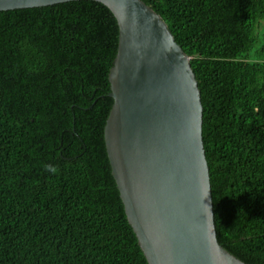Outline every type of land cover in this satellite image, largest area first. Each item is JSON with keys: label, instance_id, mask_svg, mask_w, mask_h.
<instances>
[{"label": "trees", "instance_id": "16d2710c", "mask_svg": "<svg viewBox=\"0 0 264 264\" xmlns=\"http://www.w3.org/2000/svg\"><path fill=\"white\" fill-rule=\"evenodd\" d=\"M142 1L197 80L216 238L264 264V0ZM117 43L95 0L0 10V264H148L104 141Z\"/></svg>", "mask_w": 264, "mask_h": 264}, {"label": "water", "instance_id": "95a60500", "mask_svg": "<svg viewBox=\"0 0 264 264\" xmlns=\"http://www.w3.org/2000/svg\"><path fill=\"white\" fill-rule=\"evenodd\" d=\"M70 0H0V10ZM118 25L104 126L111 174L148 264H248L216 238L189 57L142 0H95Z\"/></svg>", "mask_w": 264, "mask_h": 264}, {"label": "clouds", "instance_id": "9594fccd", "mask_svg": "<svg viewBox=\"0 0 264 264\" xmlns=\"http://www.w3.org/2000/svg\"><path fill=\"white\" fill-rule=\"evenodd\" d=\"M44 171L55 174L58 170L52 165H44Z\"/></svg>", "mask_w": 264, "mask_h": 264}]
</instances>
